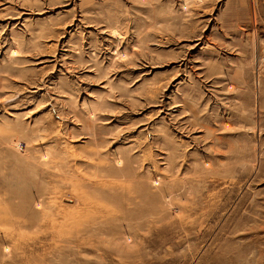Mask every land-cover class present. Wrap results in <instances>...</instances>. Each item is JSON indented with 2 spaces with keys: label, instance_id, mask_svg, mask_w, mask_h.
<instances>
[{
  "label": "rangeland",
  "instance_id": "1",
  "mask_svg": "<svg viewBox=\"0 0 264 264\" xmlns=\"http://www.w3.org/2000/svg\"><path fill=\"white\" fill-rule=\"evenodd\" d=\"M0 264H264V0H0Z\"/></svg>",
  "mask_w": 264,
  "mask_h": 264
}]
</instances>
